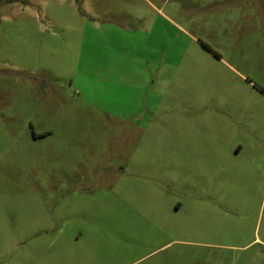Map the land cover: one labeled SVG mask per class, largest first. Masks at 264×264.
<instances>
[{
  "label": "rangeland",
  "instance_id": "obj_1",
  "mask_svg": "<svg viewBox=\"0 0 264 264\" xmlns=\"http://www.w3.org/2000/svg\"><path fill=\"white\" fill-rule=\"evenodd\" d=\"M0 264H264V0H2Z\"/></svg>",
  "mask_w": 264,
  "mask_h": 264
},
{
  "label": "trees",
  "instance_id": "obj_2",
  "mask_svg": "<svg viewBox=\"0 0 264 264\" xmlns=\"http://www.w3.org/2000/svg\"><path fill=\"white\" fill-rule=\"evenodd\" d=\"M2 0H0V2H1Z\"/></svg>",
  "mask_w": 264,
  "mask_h": 264
}]
</instances>
